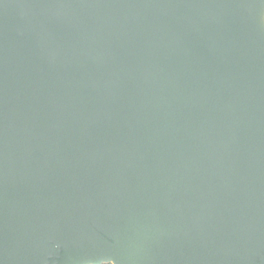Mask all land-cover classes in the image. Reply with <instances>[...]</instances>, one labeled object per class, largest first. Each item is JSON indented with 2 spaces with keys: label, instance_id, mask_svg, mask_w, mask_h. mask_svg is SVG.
Returning <instances> with one entry per match:
<instances>
[{
  "label": "water",
  "instance_id": "water-1",
  "mask_svg": "<svg viewBox=\"0 0 264 264\" xmlns=\"http://www.w3.org/2000/svg\"><path fill=\"white\" fill-rule=\"evenodd\" d=\"M264 264V0H0V264Z\"/></svg>",
  "mask_w": 264,
  "mask_h": 264
},
{
  "label": "trees",
  "instance_id": "trees-1",
  "mask_svg": "<svg viewBox=\"0 0 264 264\" xmlns=\"http://www.w3.org/2000/svg\"><path fill=\"white\" fill-rule=\"evenodd\" d=\"M104 264H111V263H104Z\"/></svg>",
  "mask_w": 264,
  "mask_h": 264
}]
</instances>
